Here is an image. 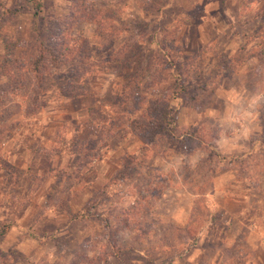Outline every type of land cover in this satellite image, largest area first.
<instances>
[{
	"label": "rangeland",
	"instance_id": "rangeland-1",
	"mask_svg": "<svg viewBox=\"0 0 264 264\" xmlns=\"http://www.w3.org/2000/svg\"><path fill=\"white\" fill-rule=\"evenodd\" d=\"M39 31L89 55L32 73ZM263 234L264 0H0V264H264Z\"/></svg>",
	"mask_w": 264,
	"mask_h": 264
},
{
	"label": "trees",
	"instance_id": "trees-1",
	"mask_svg": "<svg viewBox=\"0 0 264 264\" xmlns=\"http://www.w3.org/2000/svg\"><path fill=\"white\" fill-rule=\"evenodd\" d=\"M38 8H39V5H35V11H34L35 16L38 15ZM65 37L66 36L64 33L62 35L56 36L55 38L57 42H56V45L53 44L54 45L53 46L51 45V40L47 39V37L42 35L41 32L39 31L38 39H37L38 48L36 52V58L35 60L31 61V63L29 64V68H28L29 71H31L32 73H36L37 75H40L41 73L42 75V72L47 71L48 69L47 67H49L47 65H49V63L53 64V69L59 68V66L61 67L62 65H64L66 62V59H68L65 56L66 54L72 55L71 57L72 61L70 62L71 65H75V67H77V65H80L89 55L88 50L82 47L83 38H80V36H78L74 40L73 39L65 40ZM58 40H62L60 49L55 48V46H57L58 43H60V41ZM70 41H71V44L73 43L72 44L73 46L71 47H69ZM65 51L67 53H64ZM77 76L78 74L72 73L70 74L69 77H71V79L73 80H77ZM157 127H159V124L157 125ZM71 217L75 218L76 216L73 215Z\"/></svg>",
	"mask_w": 264,
	"mask_h": 264
},
{
	"label": "crops",
	"instance_id": "crops-1",
	"mask_svg": "<svg viewBox=\"0 0 264 264\" xmlns=\"http://www.w3.org/2000/svg\"><path fill=\"white\" fill-rule=\"evenodd\" d=\"M258 140H255V142H256V145L258 144V142H257ZM227 142H228V140H227ZM255 142H251V146L255 143ZM252 148V147H251ZM251 151H253L252 149H251ZM235 200V199H234ZM236 200H238V198L236 199ZM242 199L240 198L239 199V201H241ZM225 207V206H224ZM260 242H262L261 244H263V242H264V234L258 239ZM264 247L263 248H261V252H264Z\"/></svg>",
	"mask_w": 264,
	"mask_h": 264
}]
</instances>
